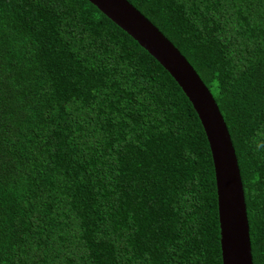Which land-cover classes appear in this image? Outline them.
<instances>
[{"label": "trees", "instance_id": "trees-1", "mask_svg": "<svg viewBox=\"0 0 264 264\" xmlns=\"http://www.w3.org/2000/svg\"><path fill=\"white\" fill-rule=\"evenodd\" d=\"M211 92L264 264V0H127ZM0 264H221L208 142L88 0H0Z\"/></svg>", "mask_w": 264, "mask_h": 264}, {"label": "water", "instance_id": "water-1", "mask_svg": "<svg viewBox=\"0 0 264 264\" xmlns=\"http://www.w3.org/2000/svg\"><path fill=\"white\" fill-rule=\"evenodd\" d=\"M88 1L153 56L190 101L212 158L221 264H252L237 160L226 124L211 92L184 55L127 0Z\"/></svg>", "mask_w": 264, "mask_h": 264}]
</instances>
